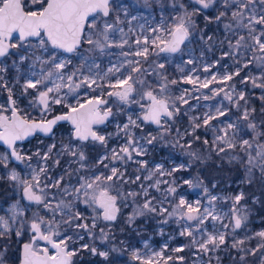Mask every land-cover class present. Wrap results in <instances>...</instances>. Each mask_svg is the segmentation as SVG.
Segmentation results:
<instances>
[{"label":"snow or ice","instance_id":"obj_1","mask_svg":"<svg viewBox=\"0 0 264 264\" xmlns=\"http://www.w3.org/2000/svg\"><path fill=\"white\" fill-rule=\"evenodd\" d=\"M143 2L146 7H151L149 0ZM192 5L189 11L180 0H172L176 15L171 17V24L162 20L159 25L149 27L150 34H143L144 25H139L141 33L138 35L133 27L129 26L126 32L120 26L125 22L131 25L137 17L130 16L128 9L118 0H0V89L8 93L6 102L0 104V142L10 150L8 154L0 155V164L7 169L10 159L19 162L31 160V156L17 150V142L37 132L54 137L55 126L68 122L71 125L70 139L67 144L61 142L56 155H67L71 158L70 165H78L75 169H66L65 174L54 181L47 177L46 167L33 169L30 178L21 177L14 169L8 172L7 179L19 188L23 198L38 206L31 216H27L20 202L16 201L9 206L6 215H0V238L13 233L18 239L25 235L28 237L22 244L19 264H75L74 258L81 251L107 260L109 252L98 250L94 243H83L79 248L72 245L83 241L85 234L92 241L108 242L111 236L106 229L117 220L121 207H126L129 199L135 205L127 218L130 225L136 217L146 214L164 217L161 221L164 224L170 219L175 220L181 228L179 234L188 237L189 243L172 249L173 252L194 248V256L201 260L208 256V264H211L210 254L226 247L228 237L232 236L231 248L244 253L239 257L243 264H246L247 255L256 256L258 253L261 254L260 264H264V230L245 239L235 238L237 230L242 229L249 219L246 207L241 206L245 199L243 191L222 198L204 187L207 207H203L199 200L192 204L180 197L170 210L164 202L168 196H175L177 186L174 181L161 178L172 177L186 166L182 164L169 170L163 164H156L149 168L148 161L141 159L147 155L146 145H151L157 136L137 137L134 130L141 129L144 124H155L160 130L159 138L163 139L172 132L169 122L180 114L178 102L189 103L185 98L190 94L188 89L179 96L172 94L170 86L177 85L178 80L169 78L166 64L159 61L160 54L181 53L182 46L187 47L186 42H190L194 33L199 31V39L207 50L218 48L220 56L203 65L202 70L208 76L202 79L195 75L196 68H192L191 73L182 76L179 82L193 85L192 91L209 89L212 95H204L205 100L223 93V99L240 111V116L237 122L230 121L219 130L211 125V121L227 116V106L217 107L215 114L205 113L202 122L199 117L192 118L191 133H181L179 128L175 130V145L184 147L180 140L185 135L199 140L200 137L195 136L196 130L210 127L214 133L212 151L218 156L224 154L229 163L235 162L243 168L242 183L264 186V119L259 124L256 122V109L249 107L245 92L237 91L235 84L230 83L240 76L241 71L255 66L258 74L249 72L240 82L264 92V0H192ZM209 9L215 10L216 15H205V20L222 25V37L207 35L203 29L197 28L195 17ZM120 13H123V19ZM116 33H119L118 40ZM111 48L121 49L119 57L122 59L110 62L106 70L101 69L96 57L112 55L108 51ZM126 48L127 51L124 50ZM152 56L157 59L149 62ZM201 56H204L203 51ZM73 58H78L79 63L74 64ZM10 59L11 67L16 69L15 84L20 85V95L31 97L28 107L38 109L39 119L19 107L14 85L3 75L8 72L6 61ZM225 59L232 60L235 71H226L220 76L212 73V68ZM185 63L191 65L194 61L188 59ZM23 65H27V70L21 72ZM179 71L184 73L185 69L179 67ZM213 84L221 87L210 88ZM82 88L86 90L83 101L77 95ZM70 95L75 103L69 102ZM259 99L264 101V94ZM133 105L140 109L135 118L128 112ZM55 106H62L67 111L49 118ZM120 114L127 115V122L117 124L114 135L119 137L123 134L125 142L106 151L97 161V165L108 170L107 174L92 172L77 176L75 184L70 180L65 182V178L72 177L74 173L91 172L86 163L84 143L91 141L107 149L113 134H102L100 126ZM261 116H264V107L261 108ZM240 122H243L242 126ZM217 131L222 134H215ZM238 132H243V135ZM73 141L80 143L74 144ZM203 143L209 145V140L204 139ZM56 147L53 143L43 155L39 151L35 155L46 163ZM188 155L193 161L203 163L205 160L195 152ZM129 162L138 165L137 173L147 174L127 176ZM54 163L59 165L60 160L56 159ZM117 164L125 166L124 170ZM42 176L48 180L47 183L42 184ZM184 183L193 185L192 180ZM201 183L196 186H201ZM122 184H136L138 190L122 191ZM162 184L169 185L164 190V200L150 196L149 190L154 188L159 192ZM51 189L58 192H51ZM137 198H141L142 203ZM221 199L232 203L228 223L224 222L228 214L216 211V202ZM256 202L254 199L253 203ZM80 205H83V210ZM89 209L91 216L87 214ZM101 221L108 223L99 227ZM182 221L186 223L181 224ZM209 222L212 223L211 231L207 228ZM246 239H258L259 243L254 248H245ZM167 247L165 244L161 251L148 257L134 250L132 258L139 264H169V261L184 264V256L165 255ZM3 256L4 253L0 252V264H3ZM216 259L218 264L219 258Z\"/></svg>","mask_w":264,"mask_h":264},{"label":"rangeland","instance_id":"obj_2","mask_svg":"<svg viewBox=\"0 0 264 264\" xmlns=\"http://www.w3.org/2000/svg\"><path fill=\"white\" fill-rule=\"evenodd\" d=\"M118 2L126 7L129 11L130 16L135 15L137 20L132 21L131 25H128L127 22L121 24L120 26L124 28L127 32L129 26L133 27L136 30V33L139 35L141 33V29L139 25H144V33L150 34L148 29L150 26L155 27L164 20L169 25L171 24V17L176 15V11L172 8V0H149L151 7H146L144 5L143 0H118ZM180 2L184 3L188 10L191 11L192 0H180ZM121 14V18L123 19V13ZM205 15L215 16L216 11L213 9L206 10L200 15L195 17L197 28L203 29L207 35H214L215 37L223 36V28L222 25H217L215 23H207L205 20ZM129 16V18H130ZM131 35V34H130ZM115 38L119 39V33L115 34ZM187 47L182 46L183 51L181 53L176 54H166L161 53L159 57L160 62H164L166 64L167 74L170 79H177L178 84L170 86L171 92L174 96H179L184 89H188L190 94L185 98L189 100L188 104H180L178 102V106L180 107V114L175 117L174 121H170L169 124L172 128V132L169 135L164 136L163 139H160V130L155 129L153 124H144L141 129H135V134L137 137H147L149 135L157 136V139L151 144L146 145L147 155L141 157L148 161L149 168H153L156 164H163L165 169H171L173 167H178L179 165H185L184 169L177 171L174 173L172 177H162L161 179L170 180L175 182V186H177V192L175 196H168L167 200L164 202V206L168 207L171 210L172 205L178 203L180 197H183L189 203L195 204L197 200L201 202L203 207H207V198L205 197L203 188L207 187L209 191L213 195H217L219 197H230L238 194L240 191L245 193V199L241 201V206L246 207L248 211L249 219L246 225L237 230L235 233L236 239H245L248 236H254V234L258 231L264 230V186L259 184L248 185L246 183H242L241 181L244 178V171L240 165L235 162L229 163L224 154H220L219 156L212 151L211 149V141L214 137V133L211 128L201 127L197 129L195 132V136H199L200 139L196 140L194 136L185 135L183 139L180 140L181 145H185L184 147H180L179 145H175L176 139V129L179 128L181 133L185 131L191 133L192 132V118L199 117L202 118L205 113L215 114V110L217 107L227 106L228 115L224 117H219L217 120L211 121V125L215 126L217 130L220 128L226 127L228 122H237L238 117L240 116V111H238L234 106L230 105L227 100L223 99V93L221 95L205 100L204 95H208L211 97V92L209 89H201L200 91H192L193 85L184 84L179 82L181 77L184 75H188L191 73L192 68H196L195 75H199L202 79L209 74L204 73L202 67L204 64L211 63L215 61L220 56V50L218 48H214L212 51H208L206 46L199 39V31L194 33L193 38L190 42H186ZM87 49V45H85V50ZM127 51L128 49H124ZM112 55H104L97 56L96 62L101 65V69L106 70L110 65V62H116L117 59H122L119 57V52L121 49L119 48H111L108 50ZM204 52V56H201V52ZM85 54L90 55L85 51ZM131 58V57H130ZM15 59V57H13ZM157 59V57H150L149 62ZM188 59H193L194 63L189 65L185 62ZM74 64L79 63L78 58H73ZM9 65V69L7 73H4L5 78L14 85V92L16 97H18L19 107L22 109H26L33 118H39L38 109H33L28 107V102L31 97L21 96L20 85L15 84L16 77V69L11 67V59L6 61ZM224 65L228 67L225 68ZM147 66V65H146ZM72 66H70L71 68ZM179 67H183L185 69L184 73L179 71ZM27 70V65L21 66V72ZM39 69L37 68V71ZM212 73L217 74L218 76L223 75L226 71L231 72L235 71V65L231 59H225L221 61L220 65L212 68ZM249 72L252 74H258V70L255 66H252L249 69H245L241 71L239 77H235L233 81L230 83L235 84L237 91H244L246 97L249 100V107H253L256 109V122L259 124L261 119H264V116H261V108L264 107V101H261L259 97L264 94L261 89L253 88L251 84H241V78L247 75ZM150 79H155V77H151ZM23 81H21L22 83ZM215 87L219 88L221 85L213 84L210 85V88ZM66 91V90H65ZM85 89H80L79 97H85ZM4 94V95H3ZM7 94V95H5ZM92 94V93H89ZM8 93L7 91L0 89V104H4L7 100ZM197 97H199L197 99ZM73 96H69V102L75 103L73 100ZM243 104V101H241ZM55 108V107H54ZM55 110V109H54ZM54 112V111H53ZM52 112V113H53ZM129 113L133 114V118H135V114L140 112L138 106L133 105L130 109H128ZM127 122V115L120 114L116 116L111 122H109L105 129L102 130V134L112 133L113 136L108 140L107 149L103 148L101 152L96 156V154L86 153L87 161L86 163L90 165L91 172L99 173L101 171L107 174L108 170L104 169L102 166L97 165V161L100 157L106 154V151L111 150L112 148H118L120 145L124 144L123 134L121 136L114 135L117 132V124H123ZM241 126L243 122H240ZM244 131H247L244 129ZM215 134H222L219 131ZM239 135H243V132H238ZM57 135L55 132V136H51L48 138H34L24 143H20L17 146V149L22 151V153L26 156H31V160H25L21 164H17L10 159L9 167L6 169L2 164H0V180L8 181L11 185L10 192H5V190L0 189V215H6L9 209V206L16 201L20 202V206L25 210V214L27 216H31L34 211L37 210L38 206L35 204H30L27 200H25L22 196V192L17 188L13 182L7 179L8 172L14 169L16 172L20 174L21 177L30 178L33 169L38 170L40 167H46L48 169L47 177L51 178L53 181L64 175L65 170H71L78 167L76 164H69L70 157L67 155H61L57 157L56 153L59 151V144L57 142ZM244 138H249L245 136ZM204 139L209 140V145H205L203 143ZM56 144V149L53 150V154L51 159H49L46 163L40 159L39 156L35 155L38 151L41 155H43L47 151V147L51 144ZM141 143H144L142 140ZM78 144V143H74ZM191 147H188V145ZM175 145V146H174ZM189 152H195L200 154L202 157H205L203 163L199 161H193L192 157L188 155ZM9 152L3 147L0 146V155L8 154ZM56 159L60 160L59 165H56L54 161ZM105 163H109V161H105ZM118 167H121V170H124L125 166H121L117 164ZM138 165L129 162L126 166L127 176H135L136 174L146 175V172L137 173L136 168ZM77 179V173H74L72 177H66L65 182H70L73 184V181ZM185 180H192L193 185L189 186L185 184ZM41 182L47 183L48 180L45 177H41ZM198 182H202L201 186H196ZM150 183V182H145ZM215 185V187H213ZM63 186V185H62ZM169 185L162 184L160 185L161 191H156L154 188L149 190V194L152 197H156L159 200H164V190L168 188ZM122 191L127 190H138L136 184L131 185H121ZM51 192H58L57 189H51ZM139 202L142 203L141 198H137ZM256 199L257 202L253 203V200ZM135 205L129 199L127 201L126 207H121V217L118 222L115 224H110L109 228L106 231H110L111 229H117V225L125 222V235L121 238H118L117 242L116 236H111V239L106 243H101L98 239L92 241L85 234V238L83 241H80V244L89 243L93 244L100 251H108L109 256L108 259L105 260L103 257L96 258L90 252L86 260L82 261L84 264H139V261H136L132 258L133 251H138L141 256L148 257L153 252H159L164 248V245L167 244L168 247L165 250V255H171L173 257L184 256V264H194V261L197 264H208L209 257L203 256L202 260L194 256L195 252L194 248H185L183 252L176 253L173 252L172 249L187 245L189 243V238L185 236H181L179 233L181 228L177 225L174 219H170L167 224L161 223L164 219L162 216L154 215V214H146L145 216L136 217L135 221L130 225L127 222V218L132 214ZM216 211L218 213L228 215L224 218V222L228 223L229 218L231 216V207L232 203L230 200L225 201L221 199L216 202ZM81 210H83V206H80ZM89 216L92 215L91 210H88L87 213ZM121 218L123 220L121 221ZM90 222V221H89ZM105 223L101 221L99 227H104ZM186 223L184 221L181 224ZM99 227L96 229L97 234L99 233ZM217 227L219 225L217 224ZM207 228L209 231L212 230V223L209 222L207 224ZM161 230L163 234H161ZM227 231V230H225ZM121 233L120 231H118ZM14 234V233H13ZM114 235V234H112ZM7 238V237H5ZM4 238H0V252L4 253L3 256V264H7V251L5 250ZM233 237H228V244L226 247H222L221 250L211 253L212 256L211 264H217L216 257L219 258L218 264H243L240 261V255H244V253L238 252L237 249L231 248ZM258 239H246L245 248H254L258 245ZM147 244V247L145 245ZM80 246V245H79ZM78 246V247H79ZM6 247V246H5ZM76 248V247H75ZM115 249V250H113ZM261 254L258 253L256 256L247 255L246 256V264H260ZM169 264H179V261H169Z\"/></svg>","mask_w":264,"mask_h":264},{"label":"flooded vegetation","instance_id":"obj_3","mask_svg":"<svg viewBox=\"0 0 264 264\" xmlns=\"http://www.w3.org/2000/svg\"><path fill=\"white\" fill-rule=\"evenodd\" d=\"M5 95H7V94H5ZM90 95H95V93H92ZM85 98L86 97H81V101H83ZM73 100H75V99H73ZM112 102L113 101L110 100V103H112ZM54 109H55L54 112L51 113V115L49 116V118H51V116L59 115V114H62L63 112H66L67 111V109L66 108H63L62 106H55ZM114 111H115V108H114ZM36 119H39V118H36ZM113 119H110L109 122H111ZM106 125L100 126L101 132H102L103 129L106 128V127H104ZM153 127L155 129H158L155 124H153ZM54 132H56V135L58 137L57 138V142H58L59 148H60L61 142H63L64 144H67L68 141H69V139H70L71 125L68 122H60V123H58L55 126ZM43 137L44 138H48V137H51V136L37 135L34 138H43ZM34 138H32V139H34ZM32 139H30V140H32ZM73 143H78L79 144L80 142L73 141ZM19 144H17V146ZM0 146H3V145H0ZM103 148H104L103 146H101V145H99L97 143H93V142L89 141V142H85L84 143L83 150H84L85 154L86 153L87 154L88 153H91V154H96V156H98V154L101 152V150ZM5 149L8 151L7 148H5ZM18 151H20V150H18ZM20 152L22 153V151H20ZM12 161L15 162V163H17V164L23 163V162H16L13 159H12ZM88 166H89V169H90V165H88ZM88 173L89 172L87 170L81 171L80 173H77V176H79V175H85V174H88ZM75 183H76V180L73 181V184H75ZM4 185H5V187H4L5 192H8L9 193L10 190H11L10 183L8 181L0 180V187H3ZM80 206H83V205H80ZM120 217H121V212L118 215L117 220L115 222H111L110 224H115L116 222H118L120 220ZM122 220H123V218H121V221ZM124 230H125V222L123 223V221H122L121 224L117 225V229H111L109 231L110 232V236H116V238H117L116 241L118 242L119 241L118 238H121L122 236L125 235V231ZM118 231H120L121 233H119ZM112 234H114V235H112ZM27 238H28L27 235H25L24 237L18 239L14 234H11L7 238L4 237V239H3L4 240V244H3V246H4L5 250L7 251V255H8V259L6 261L7 264H19L22 244H23V242H25L27 240ZM79 245H80V241L77 242L76 244H73L72 247L79 248L78 247ZM87 254H89L88 251H81L80 254L77 257L74 258L75 264H84L82 261H84V260L87 259V257H88ZM95 257L96 258H99V255H96Z\"/></svg>","mask_w":264,"mask_h":264},{"label":"water","instance_id":"obj_4","mask_svg":"<svg viewBox=\"0 0 264 264\" xmlns=\"http://www.w3.org/2000/svg\"><path fill=\"white\" fill-rule=\"evenodd\" d=\"M37 135H43V136H46V135H44L43 133L37 132V133H35L33 136H30V137H28L27 139H25L24 141H18L17 144H19V143H23V142H26V141H28V140L34 138V137L37 136ZM0 145H3L5 148H7V146L4 145L2 142H0ZM7 149H8V148H7ZM8 151L10 152L9 149H8ZM13 160H14V159H13ZM14 161H15V160H14ZM16 162H19V161H16Z\"/></svg>","mask_w":264,"mask_h":264},{"label":"trees","instance_id":"obj_5","mask_svg":"<svg viewBox=\"0 0 264 264\" xmlns=\"http://www.w3.org/2000/svg\"><path fill=\"white\" fill-rule=\"evenodd\" d=\"M4 187H5V185H4L3 187H0V189H1V190H4Z\"/></svg>","mask_w":264,"mask_h":264}]
</instances>
